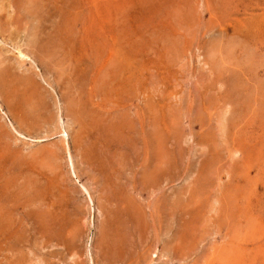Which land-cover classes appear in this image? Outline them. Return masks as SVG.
I'll list each match as a JSON object with an SVG mask.
<instances>
[{"label": "rangeland", "instance_id": "obj_1", "mask_svg": "<svg viewBox=\"0 0 264 264\" xmlns=\"http://www.w3.org/2000/svg\"><path fill=\"white\" fill-rule=\"evenodd\" d=\"M3 83L0 264H264V0H0Z\"/></svg>", "mask_w": 264, "mask_h": 264}, {"label": "bare ground", "instance_id": "obj_2", "mask_svg": "<svg viewBox=\"0 0 264 264\" xmlns=\"http://www.w3.org/2000/svg\"><path fill=\"white\" fill-rule=\"evenodd\" d=\"M20 54H21V53H20ZM21 55H22V54H21ZM2 80H3V79H2ZM6 84H7V83H6ZM6 84H4V83H3V84H0V87L2 88L3 85H5V86L2 88V89H4L5 87H7ZM20 86H21V85H20ZM8 88H9V85H8ZM9 89H10V88H9ZM3 91H4V90H3ZM5 91H6V90H5ZM5 91H4V92H5ZM0 94H1V93H0ZM1 97H2V96H1ZM7 98H8V95H7ZM24 122H25V121H24ZM66 150H67V149H66ZM84 190H85V188H84ZM26 250H27V249H26Z\"/></svg>", "mask_w": 264, "mask_h": 264}]
</instances>
